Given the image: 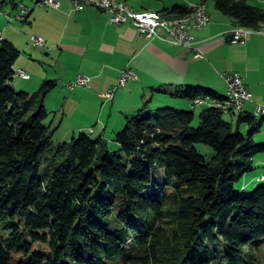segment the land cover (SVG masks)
<instances>
[{
	"label": "trees",
	"instance_id": "1",
	"mask_svg": "<svg viewBox=\"0 0 264 264\" xmlns=\"http://www.w3.org/2000/svg\"><path fill=\"white\" fill-rule=\"evenodd\" d=\"M196 1H213L236 29L264 28V8L249 0ZM190 11L175 5L161 14ZM1 43L0 264H264L246 251L264 239V186L250 195L236 191L264 154L254 142L264 117L240 113L235 130L227 111L212 105L193 127V111L145 116L147 102L116 133L118 150L80 133L47 159L54 132L45 123L46 98L57 83L45 80L34 94L16 91L22 51L4 37ZM183 96L232 105L228 95L202 86ZM241 124L250 127L248 136ZM197 145L211 148L212 159Z\"/></svg>",
	"mask_w": 264,
	"mask_h": 264
},
{
	"label": "crops",
	"instance_id": "2",
	"mask_svg": "<svg viewBox=\"0 0 264 264\" xmlns=\"http://www.w3.org/2000/svg\"><path fill=\"white\" fill-rule=\"evenodd\" d=\"M34 1L37 4V0ZM56 1L60 5L58 9L39 10L35 7L30 10L27 17V22L32 18L34 25L40 26L36 34L46 41L45 57L58 56L60 64L52 67L54 69L52 73H49L45 66H42L45 74L43 70L34 71V77L38 79L35 85L41 87L45 80L53 78L57 86L61 80L68 88V84L79 75L90 77L92 79L90 87L77 88L79 90L77 94L71 96L72 102L85 110L92 108L97 99H102L100 94L112 90L117 85L122 70L128 69L138 77L137 81H130L120 88L113 101L105 102L111 103L112 106L108 119H103V110L101 118L98 119V124L104 128L102 137L110 127L115 130L123 128L126 118L136 115L148 96L155 98L157 92L161 95L174 88H184L189 84L200 86L206 83L223 86L227 92L223 77L225 74L238 73L249 88L252 101L245 104L244 112L255 114L257 104L264 105V28L260 34H251L252 36L245 42L227 44L225 37L236 30L233 20L216 12L210 14L208 11L210 24L204 30L193 32L195 46L204 55V58L199 59L195 58L192 51L183 47L141 38L130 22L116 26L106 13L97 8L88 7L83 12H75L69 0ZM117 1L126 3L136 12L158 13L172 9L175 5L190 7L197 2ZM10 41L20 48L15 39ZM27 68L29 66L19 60L15 65L18 73L20 70L27 72ZM19 77L22 82L27 83L34 79L33 76L30 80H24L20 75ZM205 78H208L210 83L205 81ZM16 87L30 91L29 84H16ZM115 110L119 117L117 123L112 124L113 118L116 119ZM60 112L66 115L65 106Z\"/></svg>",
	"mask_w": 264,
	"mask_h": 264
},
{
	"label": "rangeland",
	"instance_id": "3",
	"mask_svg": "<svg viewBox=\"0 0 264 264\" xmlns=\"http://www.w3.org/2000/svg\"><path fill=\"white\" fill-rule=\"evenodd\" d=\"M248 2L252 6L264 8V0H249ZM196 3L201 2H195L193 4ZM23 6L27 7L29 11L35 7L36 9L39 8V10L42 9L36 6L34 0H0V36L4 37L5 40L15 39L17 45L20 47L19 49L22 51V55L19 58V61L29 66V68L26 69L27 73L34 78L31 83H27L25 81L22 82L18 75L19 70H16L14 83H12L13 88L16 91H26L22 90L21 88H17L16 84H29V93L34 94L40 90V85H35V82H37L38 79H35L34 71H36L37 69L43 70L45 74V71L42 67L45 66V69L49 73H52L54 71L52 67H56L60 64H58V56L46 58L45 52L47 51V49L45 47L38 48L33 45L32 38L36 36L40 37L38 36V34H36L40 29V26H35L32 18L29 22L26 21L25 17H23L22 19L18 18L20 10ZM208 11L210 14L216 12L217 14L223 16L215 8L213 1L208 2L207 12ZM1 44L2 43L0 40V46ZM48 80L54 79L51 78ZM205 81L209 82L208 78H205ZM196 86L197 85L193 86L189 84L184 88H174L172 89V91H169L165 94L159 95V93L157 92L155 98H152L151 95L148 96V98L145 100V103L150 102V110L148 112H145L144 115L148 116L149 113L155 114L158 109L162 108H175L182 111H193L196 117L195 122L193 123V127H198L200 114L206 108V106L194 107L193 103L183 96V92L187 89V87ZM200 86L206 89H213L214 91L222 95L227 94L223 86H214L208 83L201 84ZM76 90V92H71L70 89L67 88L65 82H62L60 80L58 86L46 98V108L49 111L50 115L45 123L46 125H49L50 130L54 132L53 147L48 151L46 155L47 159L52 158L56 154V150L59 144L71 142L73 137L78 136L80 133L90 135L93 139H97L102 135L104 128L100 124H98V119L99 117L101 118L102 110L103 119H108L112 104L105 103V101L99 98L92 108L84 110L83 107L79 108L71 100V96L74 94L76 95L79 91L78 89ZM63 106H65L66 108V115H62V113L60 112ZM114 115L116 119L113 118L111 122L112 124H116L118 120L117 117H119V114H117L116 110L114 112ZM223 117L225 121L234 125L235 130L238 128V114L232 115L230 113H225ZM120 118L123 117L120 116ZM258 119L261 120L262 117L258 116ZM124 127L125 124L120 130H115L114 128L112 129L110 127L108 132H106V134L103 136L106 139L108 148L111 151H116L119 149V146L114 142V138L116 133L122 131ZM239 129L243 135L248 136L250 127L247 124H241L239 126ZM90 130H92V135ZM94 132H96V134ZM254 142L257 145H264V126L259 133L255 134ZM196 147L199 151L206 155L207 160H211L214 156V152L211 148L205 145H197ZM262 186H264V154H260L255 158V169L247 173L241 180V182L236 185V191L240 194L250 195L258 187ZM259 243L260 244H251L250 246H247L249 248H247L246 251L249 252L252 250V253L256 256V258L264 262V239ZM258 245L259 247L256 248Z\"/></svg>",
	"mask_w": 264,
	"mask_h": 264
},
{
	"label": "built area",
	"instance_id": "4",
	"mask_svg": "<svg viewBox=\"0 0 264 264\" xmlns=\"http://www.w3.org/2000/svg\"><path fill=\"white\" fill-rule=\"evenodd\" d=\"M72 4L73 10L75 12H83L88 7H94L102 12L106 13L111 22L116 26H121L130 22L137 30L141 38L148 41H164L168 42L174 46L183 47L194 53L195 58H204L203 53L195 46V37L193 32L197 30H204L210 24V18H204V13H199L193 8H190V12L198 13V21L192 22L185 27L177 28H167L160 29L156 25V17H158V12H136L130 7H123V2H118L117 0H69ZM37 7L44 9H58L59 3L56 0H41L36 4ZM29 9L23 6L20 10L18 18L22 19L29 13ZM236 34V40L240 42H245L252 35H239ZM0 36V40H2ZM33 45L35 47H45L46 41L42 37H33ZM22 74V79L30 80L31 76L20 70ZM224 80L227 87V93H231L235 98V105H218L217 102L207 101L204 99H197L193 101V106H212L217 105L227 113L240 114L244 112V107L247 102L252 101V94L249 88L245 84L243 78L238 73L225 74ZM137 75L128 70L124 69L120 73L117 85L110 91L100 94L101 98L105 102H111L114 99L116 92L126 86L130 81H137ZM92 79L88 76L79 75L73 82L68 84V88L71 92L77 88H89ZM264 112V105L257 104L255 115Z\"/></svg>",
	"mask_w": 264,
	"mask_h": 264
},
{
	"label": "bare ground",
	"instance_id": "5",
	"mask_svg": "<svg viewBox=\"0 0 264 264\" xmlns=\"http://www.w3.org/2000/svg\"><path fill=\"white\" fill-rule=\"evenodd\" d=\"M123 7H129V6L126 3H123ZM190 7L199 13H204V18H210L209 14L207 12L206 4L196 3V4H192ZM196 21H198V13H196V12H190V14H188L187 16H185L183 18L168 19L160 13H158V17H156V25L158 27H160V29L185 27V25H188V24H190L192 22H196ZM233 33H237L239 35H251L253 33H259L260 34V33H262V31L251 32V31H246L243 29H236L235 31H233ZM18 74L22 77L21 71ZM227 94H228V98L230 100V103L232 105H235L234 95L231 93H227ZM258 116L264 117V112L258 113Z\"/></svg>",
	"mask_w": 264,
	"mask_h": 264
},
{
	"label": "water",
	"instance_id": "6",
	"mask_svg": "<svg viewBox=\"0 0 264 264\" xmlns=\"http://www.w3.org/2000/svg\"><path fill=\"white\" fill-rule=\"evenodd\" d=\"M236 34L235 33H233V32H231V33H229L226 37H225V42L227 43V44H232V43H234V42H240L239 40H236Z\"/></svg>",
	"mask_w": 264,
	"mask_h": 264
}]
</instances>
